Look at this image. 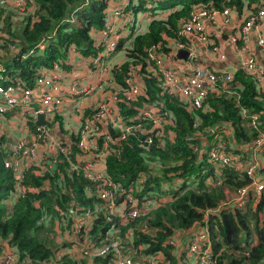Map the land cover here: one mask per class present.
Wrapping results in <instances>:
<instances>
[{
  "label": "built area",
  "instance_id": "2783aa9c",
  "mask_svg": "<svg viewBox=\"0 0 264 264\" xmlns=\"http://www.w3.org/2000/svg\"><path fill=\"white\" fill-rule=\"evenodd\" d=\"M158 1L160 0H104L103 21L97 28L99 36L93 39L96 51L88 58L90 67L101 70L105 75L98 81L89 83L91 85L80 89L74 86L76 77L71 78L68 95L61 89L66 75L60 60L53 61L51 66H38L30 85H25L23 80L16 77L4 81L6 75L1 72L7 71V68L0 63V127H4L6 121L11 122L12 118L20 121L8 128L5 136L4 131L0 130V138L10 139L8 150L3 149L6 152L3 165L11 170L13 177L9 196L5 199L9 202L8 207L17 197H23L26 190L36 189L34 186L23 187V172L26 168L33 165L35 170L44 172L53 168L57 161H62L66 164L67 172L80 173L88 181L84 187L85 193L95 195L99 199L98 205L107 212L105 221L111 222L116 218L118 222H123L128 217H135L143 211L146 202L140 204L131 188L145 180L146 175L141 173L137 176L135 185L123 187L119 180H115L106 172L104 159L108 150L107 145L108 142L118 143L123 136L137 129L144 135L140 142L142 145L146 146L153 138H156L161 145L160 136L163 125L171 124L174 114L169 109L161 108V102L157 101L144 103L138 107L136 115L151 122L148 128H144L139 122L128 121L131 119H126L124 114L120 113L117 102L122 100L129 102L144 92V84L140 77L141 64L130 63L122 82H118L114 78L113 69L116 67L118 70L121 61L111 63L110 56L121 48L124 57L132 35L141 31L140 17L147 19L148 22L153 18L163 19L171 10L181 7L179 3L158 6ZM33 7L34 0H0L1 57L5 56L6 48L9 51L17 50V39L9 37L4 28V19L7 18L8 22L12 21L10 25H13L16 19L32 12ZM263 20L264 0H259L257 5L255 3L248 5L246 0H241L239 6L235 3H222L216 6L211 1L191 2L187 14L178 21L175 36L163 35L162 39L167 50L164 51L160 43L152 44L147 48L144 57L147 63L144 64L143 73L154 79L160 93H168L184 100L190 107H201L208 91H224L237 98L230 89L234 67L228 68L226 64L213 63L215 61L222 63L225 59L223 46L231 45L238 60V65L235 67H241L245 73L252 76L254 86L264 90ZM112 23H119L121 27H124L130 38L123 41L122 32ZM122 23L127 24L123 26ZM40 43L42 46L43 40ZM178 49H185L188 52L186 59L180 58L187 65L188 73L184 77H179L164 63V56L175 57ZM66 52L79 55V49L73 44L68 45ZM202 53L208 55L207 61H194ZM92 92L94 95L85 99ZM84 100L87 103H84ZM38 113L43 115L44 123L42 124L35 123ZM239 113L244 117L247 125L254 128L255 136L245 143L235 142L228 138L230 128L222 127L221 130H215L213 139L206 149V158L213 165V172L217 177L221 175L222 167L230 166L244 172L248 181L231 191L233 192L231 198L225 197L223 201L207 209L206 212H216L220 208L243 207L250 195L256 201L262 198L264 126L258 124L257 113L250 112L244 107L240 108ZM29 120L34 123V128L29 127L27 123ZM46 122L50 125L46 126ZM54 123L59 131L53 133L51 128ZM109 130L115 131L116 134L112 137ZM70 132L74 136L73 141L72 137L70 138ZM100 136L102 137L101 146L97 142ZM72 142L76 146L75 150ZM231 146L236 150L233 151ZM244 150L248 154L247 162L245 161L240 167L237 160ZM174 181L181 182V179L175 178L171 181V185L162 181L161 186H172ZM119 195H121L120 199L117 198ZM68 206L72 209L68 211V214H71L69 228L72 235L83 237L78 239L76 245L77 264H91L93 256L108 255L110 258L118 256L121 247L116 231L117 226L114 223L109 224L104 231L105 242L101 246L92 244V240L85 241L84 237L91 224L93 211L85 210L83 213H78L75 210L79 205L72 203ZM55 210L58 213L57 224L64 228L67 222L65 211L60 207H56ZM46 215L48 216L47 213ZM183 240L185 242L184 264H215L216 256L220 254L221 248L213 249L212 238L205 220L188 229ZM165 242L171 246L172 253L179 249V239L176 234L168 236ZM253 244L249 243V245ZM60 255L61 253L52 261L47 259L37 264H52L59 260ZM164 255L159 248L150 254H139L135 262L136 264H156L157 260L160 261ZM81 259H86L87 263L81 262ZM124 261L130 264L128 257ZM163 262L166 263V261ZM0 264L34 263L29 262L26 256L20 258L13 245L9 244L0 251Z\"/></svg>",
  "mask_w": 264,
  "mask_h": 264
},
{
  "label": "trees",
  "instance_id": "16d2710c",
  "mask_svg": "<svg viewBox=\"0 0 264 264\" xmlns=\"http://www.w3.org/2000/svg\"><path fill=\"white\" fill-rule=\"evenodd\" d=\"M195 1H211L216 6L222 3H235L239 6L241 2L158 1V6L179 3L181 7L171 10L163 19L149 20L144 31L134 33L118 70L116 67L113 69L115 80L122 82L130 63L141 64L140 77L144 92L129 102H117L120 113L126 119H131L128 121L139 122L144 128H148L151 122L141 119L136 113L141 104L157 101L161 102V108L169 109L174 114L173 122L163 125L161 145L156 138L146 146L142 145L140 142L144 135L138 129L123 136L118 143L108 142L104 159L107 174L119 180L123 187L135 185L136 178L141 173L146 175L145 180L131 188L140 204L146 202L139 215L128 217L123 222H118L116 218L111 222L105 221L107 212L98 205L99 199L85 193L84 187L88 181L80 173L67 172L66 164L62 161H57L53 168L44 172L35 170L33 165L26 168L23 172V187L34 186L36 189L26 190L23 197H17L6 207L4 201L9 196L13 177L11 170L3 165L6 153L0 146V239L13 245L20 258L26 256L29 262L37 264L54 254L56 257L60 242L46 236L50 233L47 222L58 216L55 208L60 207L67 217L64 228H69L71 214L68 211L72 209L68 205L76 203L79 205L75 210L78 213L93 211L91 224L85 233V236L93 237L92 244L104 243V231L110 223H114L121 249L130 246L133 250L137 249L136 254H150L160 248L165 255L156 264H184V256L172 255L171 246L165 240L168 236L188 231L193 225L205 220L213 249L221 248L215 264L264 262V222L258 225L257 221V210L263 200L260 198L257 201L251 214L247 211L248 206L243 209L220 208L216 212H206L224 200L226 191H233L237 186L245 184L248 178L244 172L230 166L222 167L221 175L217 177L213 172V165L206 158L209 145L199 148L203 140L210 138L215 130L222 127L231 129L230 137L235 142L251 140L255 136V130L247 125L239 110L244 107L257 113L258 124L263 126L264 90L257 89L252 76L241 67H234L230 89L237 98L224 91H208L201 107H190L184 100L168 93H160L154 79L143 73L144 64L147 63L144 58L147 48L160 43L161 48L166 51L163 35L175 36L179 19L187 14L189 4ZM258 2L259 0H246L248 5H257ZM104 7V0H34L32 12L15 20L14 23L20 24L16 30L11 31L12 21L8 22L5 18L4 28L9 35L12 32L16 35L13 38L17 39V50L9 51L6 48L5 57L0 56V63L7 68V71L1 72L6 75L3 80L16 77L23 80L25 85H30L36 68L51 66L53 61L64 56L69 44H73L81 53H94L96 48L89 31L102 25ZM27 123L31 128L35 127L32 121ZM45 125L49 126L50 123L46 122ZM109 134L113 137L116 132L109 130ZM69 135L73 141V134L70 132ZM97 142L101 146V136ZM72 147L75 150L73 142ZM232 150L235 151L236 148ZM206 176L210 177L209 182L205 181ZM175 178H181L179 185L161 186L162 181L170 184ZM120 197L121 195L117 198ZM249 215L254 218L256 240L253 245H249L248 239L251 233ZM125 236H129L130 241ZM56 239L59 240L58 237ZM230 247L233 251H238L227 254L226 249ZM244 250L247 252H243ZM109 258L107 255L101 260L107 261ZM65 262L69 263V260Z\"/></svg>",
  "mask_w": 264,
  "mask_h": 264
},
{
  "label": "crops",
  "instance_id": "0c3cea01",
  "mask_svg": "<svg viewBox=\"0 0 264 264\" xmlns=\"http://www.w3.org/2000/svg\"><path fill=\"white\" fill-rule=\"evenodd\" d=\"M112 24L114 26L118 27L120 29V32H122V40L123 41L128 40L130 38V35L127 33V30L124 27H121V25L119 23H112ZM126 24L127 23H122L123 26ZM147 25H148L147 19L140 17L139 29L141 31H144L147 28ZM262 25L264 28V20L262 21ZM89 35L92 39V42H93V39H97L99 36L97 28L91 29V31H89ZM252 47H254L253 43H252ZM223 51L225 53L224 61L222 63H219L217 61H215L213 63L215 65L226 64L225 66H227L228 68L229 67L230 68L235 67L238 63V60H237V55L235 53L234 48L231 45H224ZM89 55H90V53L84 54V53H81L80 51H79V55L77 53L66 52L65 55L59 59L60 64L62 66V70H63L64 74L66 75V77L63 79L62 85H61V89L65 90L64 94L68 95V93H67L68 92V86H69V84H71V78H73V77L74 78L76 77L75 82H74V86L76 87V89H80L82 87H86V85H91L89 83H94L96 80L98 81L100 79V77L103 78V76L105 75V73L102 72L101 70L92 69V67H90V61L88 58ZM207 58H209L208 55H204L202 53V54H200L199 57L194 59V61H197V62H203L204 61L205 62V61H207L206 60ZM121 59H123V53H122L121 48L117 49L110 56V62L111 63L119 62V61H121ZM164 63L166 65H168L172 69V71L174 73H176L179 77H184V75H186L188 73L187 65H186L185 61L180 59V58L174 57L173 55L164 56ZM92 95H94L93 92L90 93L88 96H86L85 99L92 96ZM8 113H9V111H8ZM9 114L11 116V113H9ZM17 121H18V119L12 118L11 123H13V126L16 125ZM3 128L4 127L1 126L0 130L1 129L3 130ZM56 130H59V129L57 128ZM230 135L231 134L228 135L229 139H231ZM208 139L209 138H207V140ZM212 139H213V136L211 135V141H212ZM202 140H203V138H202ZM3 142L4 143L7 142L9 144L10 139L2 137V142L0 143V146H1V144H3ZM203 142H206V140H203ZM203 142H201L202 145H203ZM209 142L210 141H207L206 147L209 145ZM245 153H247V151L244 150V153L242 155H244ZM240 159H241V157H240ZM263 161H264V158H263ZM242 165L243 164H240V167ZM179 179H181V178H179ZM262 179L264 180V175L262 176ZM209 180H210V177L206 182H209ZM178 185H179V183H178ZM170 188H172V187H169V189ZM261 195H262V198L264 199V190L262 191ZM4 204L6 205V207H8L9 202H7L5 200ZM148 204H151V202H149ZM7 210H8V208H7ZM47 225L48 226L50 225V228H49L50 233L48 234V236L51 235V236H54L55 238L58 237L59 242H60V245L57 249L58 251H57L56 257H54L55 256V254H54L53 257L50 256L47 259L49 261H52L53 258H57L58 254L61 253V255L58 258L59 260L54 261L52 264H75V261L77 260L76 257L78 256V251L76 249L77 241H78V239H82L83 237H80V235L73 236L70 228L60 227L57 224L55 217H52V221L47 222ZM186 231L184 230V231H181L179 233L178 232L175 233L180 242H179V249L176 252H173L172 255L179 256L181 254L182 256H184L185 242L183 240V234H185ZM251 241L252 240L250 239L249 243ZM254 243H255V241H254ZM96 244L101 246L103 243H96ZM8 245L9 244L5 240L0 239V251L5 249ZM1 248H3V249H1ZM103 257H106V256H95L94 258H92L93 260L91 259V264H108L109 260H107V261L101 260V258H103ZM131 257H132V254L128 255L129 259ZM66 260H69V263L65 262ZM81 262L87 263V260L81 259ZM135 264H136V262H135Z\"/></svg>",
  "mask_w": 264,
  "mask_h": 264
},
{
  "label": "rangeland",
  "instance_id": "374dc122",
  "mask_svg": "<svg viewBox=\"0 0 264 264\" xmlns=\"http://www.w3.org/2000/svg\"><path fill=\"white\" fill-rule=\"evenodd\" d=\"M9 17L11 16V15H8ZM110 17V16H109ZM17 23V22H16ZM14 23L12 26H10V29H11V31H14V30H16L17 28H18V26L20 25L19 23ZM13 33V34H12ZM11 33V35H9V37H11V38H13V37H15L16 35L14 34V32H12ZM13 36V37H12ZM122 53H123V51H122ZM5 56H2V58H4ZM105 79H107V77H104ZM88 100H92V99H88ZM84 103H87L86 102V100H84ZM142 105V104H141ZM140 105V106H141ZM8 120H10L9 118H8ZM20 121L18 120V123H19ZM261 125H263L264 126V116H263V118H262V123H261ZM13 126V123H11L10 121H6V124L4 125V128H3V131H4V136H5V132L7 131V129L8 128H10V127H12ZM56 128H57V125H56V123H54V125L52 126V129H51V131H53V133L54 132H56V131H59V130H56ZM218 130H221V129H218ZM3 138H5V137H3ZM201 138H203L202 136H201ZM207 141H210L211 142V137L208 139V140H206V142H203V145L201 146V147H199V148H203L205 145H206V143H207ZM231 141H232V139H231ZM13 142V138H12V141H11V143ZM209 142V143H210ZM244 143H245V141H244ZM8 143L6 142V143H4L3 142V144H1V147H2V149H4L5 151H7L8 150V148H9V144L7 145ZM230 151V150H229ZM6 153V152H5ZM247 153H245L244 155H242V156H240L241 157V159H240V157H238V163L239 164H244L245 163V161L247 162ZM264 164L262 165V167H261V170H262V173L264 174ZM205 181H207L208 179H209V177L208 176H206L205 178ZM196 182V181H195ZM178 183H180L179 181H174V183H173V186H177V184ZM233 192H231V191H226V193H225V197H227L228 199L229 198H231L233 195ZM262 200H263V203L260 205V209L259 210H257V221H258V225H260L261 223H263L264 222V199L263 198H261ZM257 203V201L255 200V198H253V196L251 197V195L247 198V200L245 201V203H244V205H243V207H239L238 209H243L245 206H248L249 207V209H247V211H248V213L249 214H251L252 213V211H253V209H254V207H255V204ZM251 216L249 215V219H250V222H251V233H250V235H249V238L248 239H251L252 241H251V243H254V241L256 240V235H255V233H254V230H253V224H254V218H250ZM118 228H119V225H118ZM128 235H129V233H127ZM47 237H48V239H53V241H57L58 243H59V240L58 239H56L54 236H48V235H46ZM126 237V239L128 238V240H129V236H125ZM92 236H85L84 237V239H85V241H90V240H92ZM56 239V240H55ZM130 241V240H129ZM180 242V241H179ZM134 248L133 247H130V246H127V247H125V248H123V249H121L120 251H119V254H118V256H113L112 258H109V259H107V260H109L108 262V264H126V262L124 261V259H127V257H128V255H130V254H132V257L129 259V263L130 264H135V260L137 259V257L136 256H138L139 254H136L137 253V249H135V250H133ZM234 249L233 248H227L226 249V253L228 254V253H232V251H233ZM236 251H238V250H235V251H233V252H236ZM113 260V261H112Z\"/></svg>",
  "mask_w": 264,
  "mask_h": 264
},
{
  "label": "water",
  "instance_id": "95a60500",
  "mask_svg": "<svg viewBox=\"0 0 264 264\" xmlns=\"http://www.w3.org/2000/svg\"><path fill=\"white\" fill-rule=\"evenodd\" d=\"M187 54H188L187 50H185V49H178L176 51L175 57L182 58V59H186L187 58ZM35 123L36 124H42V123H44L43 115L41 113H38L36 115Z\"/></svg>",
  "mask_w": 264,
  "mask_h": 264
}]
</instances>
